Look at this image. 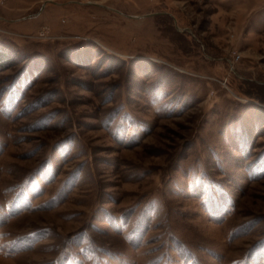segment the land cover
Returning a JSON list of instances; mask_svg holds the SVG:
<instances>
[{
  "label": "rangeland",
  "instance_id": "rangeland-1",
  "mask_svg": "<svg viewBox=\"0 0 264 264\" xmlns=\"http://www.w3.org/2000/svg\"><path fill=\"white\" fill-rule=\"evenodd\" d=\"M0 264H264V0H0Z\"/></svg>",
  "mask_w": 264,
  "mask_h": 264
}]
</instances>
